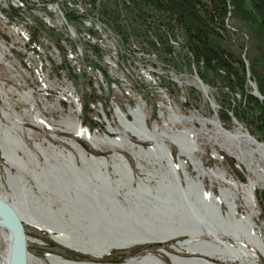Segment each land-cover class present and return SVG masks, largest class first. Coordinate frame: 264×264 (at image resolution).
<instances>
[{"label": "rangeland", "instance_id": "1", "mask_svg": "<svg viewBox=\"0 0 264 264\" xmlns=\"http://www.w3.org/2000/svg\"><path fill=\"white\" fill-rule=\"evenodd\" d=\"M168 4L164 0H0V48L5 54L4 59H0V118L6 120L3 115L5 109L12 119L23 123L24 131L19 132L32 151L39 154L41 161L43 158L35 141L40 142L46 152L52 149L61 153L73 151V156L65 153L79 165L82 164L81 155L63 138L77 139V120L93 135L118 137V132L111 129L122 127L115 113L116 104L130 120H134L129 106L136 108L138 103L145 102L148 126L154 129L158 123L159 130L165 125L164 117L166 119L170 113L166 105L186 116L192 110L207 117L217 115L230 130L237 126L233 119L235 116L259 142L264 143V99L260 97L264 94L258 87L260 77L264 83V58L255 67L257 74L251 65L252 59L261 55L258 42L252 38L257 27L252 17L255 14L259 17L253 1L245 0L244 11H237L230 4L224 20L204 4L197 7L206 8L212 14L213 22L207 20L208 27L214 30L210 38L232 52L230 66L218 63L214 57L208 62L204 53L198 55L184 25L179 22L177 10ZM198 78L207 86V91L198 85ZM255 84L260 94L255 90ZM68 86L73 92L67 91ZM30 89L34 90L42 114L54 119L49 122L56 129L49 130L32 123L34 110L18 93ZM46 104L52 105L46 107ZM161 111L164 117L160 115ZM193 123L185 121L184 126L190 127ZM28 124L33 127L30 131L27 130ZM194 124L205 166L224 169L229 176L242 182L247 183L249 178L256 180L254 200L264 220V147H252L242 142V151H239L224 137L211 136L198 121ZM175 126L182 127L179 123ZM208 127L212 128V125ZM81 139L86 155L105 156L110 161L116 152L122 153L128 158L136 176L145 175L137 168L136 158L129 151L104 143H96V147L91 140ZM132 140L138 139L132 136ZM168 143L175 159H187L176 144L170 140ZM1 144L0 139V175L6 183ZM141 145L147 149L151 142ZM234 152L240 154L236 156ZM187 161L190 172L197 174L189 159ZM111 163L113 161L108 168L115 176ZM204 185L207 189L213 187L219 194V184L209 176L204 178ZM9 192L0 186V193L8 195ZM51 200L54 208L61 206L54 195ZM239 205V214L245 213L243 198ZM222 207L225 212L226 205ZM25 224L28 250L44 264H51L50 254L77 262L93 260L94 263L121 264L148 252L161 256L157 258L166 264H173L160 249L175 251L173 244L189 239L183 235L167 243L112 249L105 256L94 258L90 254L72 252L45 229L28 222ZM229 240L233 243L232 238ZM8 248L9 241L0 229V254L8 256ZM179 254L191 255L186 250ZM257 255V263L264 264V256L259 250ZM221 263L240 264L237 261Z\"/></svg>", "mask_w": 264, "mask_h": 264}, {"label": "bare ground", "instance_id": "2", "mask_svg": "<svg viewBox=\"0 0 264 264\" xmlns=\"http://www.w3.org/2000/svg\"><path fill=\"white\" fill-rule=\"evenodd\" d=\"M4 51L0 48V59H4ZM198 85L204 89L205 91L208 90L207 86L202 84L198 81ZM70 85V84H69ZM71 86V85H70ZM67 91L73 92V89L68 86ZM20 97L28 102L31 106V109L34 110L33 114L34 117L32 119V123L35 125H41L46 127L49 130L56 129L50 120L54 121L53 118H48L42 114L41 109L38 107V101L34 97V90H26L24 92H18ZM4 94L8 96V94L4 91ZM62 97V96H61ZM208 97V96H207ZM73 100H77L75 96L71 97ZM6 101V100H5ZM52 104H46V107H51ZM165 105V104H162ZM145 102H141L137 104L136 108H132L129 106V111L133 113L134 120H130L127 116V113L119 106L118 104L115 105V113L116 116L119 118L122 127L121 128H114L111 127L115 132H118V137H110L108 134L104 136H98L97 134H92L90 130H86L82 127L80 120H77L78 124L76 125L75 132L77 139L70 140L68 138H63L66 141H69L75 149L78 151L80 155L86 157L84 153V144L81 143L82 139L91 140L95 143L97 147L99 143L109 144L111 147H120L132 153L136 161L144 167L145 171H151V167L153 166L154 169H157L158 166H161V171H164L170 165V169L175 173L177 182L182 184L183 188L186 189L188 192L193 190V184H202L204 183V178L209 176L211 180L217 182L219 184V194L214 191V188L211 187L204 191L203 200L208 205V208L211 210H218L223 208L222 205H226V216L230 221L236 220L241 223V227L236 231V233L231 234L233 243L226 242L220 234H218V229H209L207 230L204 227L200 231H194L189 233L192 240L188 242L180 241V244H173L172 248L175 250H170L166 248H161L160 252L167 255L173 264H222L223 261H237L240 264H258L257 263V250L264 256V220L260 217V212L255 204L254 200V189L256 188V180L249 178V181L242 182L234 178L233 176H229L227 171L220 168H212L205 166L203 162L200 152H202V148L200 144H197V138L195 132L197 131L195 122L198 121L202 124V129H206V132L213 135L214 137L222 136L226 139L227 142L230 144H234L238 147L239 151H242L241 144L242 142L247 143L250 146H257V147H264V143L259 142L251 133L250 131L243 126L241 123H236L237 125L233 130H230L224 126L221 122L219 117L215 115L214 117H207L203 114L199 113L197 110H192L190 115L186 116L183 114H178L172 111V108L169 105H166L167 109L170 110L169 116L165 119L163 111H161V116L164 117V127L161 130H158L159 124L156 123L154 126V130L148 126V122L146 119V115L144 112ZM216 107V106H214ZM3 115L6 118H0V139H1V146H2V153L3 158L5 159L4 169L7 173L6 175V183L2 181V176L0 175V182L1 186L4 187L6 190H9V194L0 193V196L10 202L9 196L16 197V203H19L18 198L23 196L22 193V185L25 184L24 180H21V170L18 169V162H24L23 154L22 153H31V156H36V152L32 151V149L28 146L27 142L23 138L22 133L24 127L23 123L20 122L18 119H12L10 112L3 110ZM185 121H190L192 126L186 127L184 126ZM64 123V122H63ZM181 124L182 127L175 126L176 124ZM65 124V123H64ZM67 124H69L67 122ZM172 124L173 126H170ZM70 125V124H69ZM212 125V128L208 126ZM26 126V125H25ZM32 126L28 124L27 130H32ZM68 128V127H67ZM85 129V130H84ZM199 130V129H198ZM201 130V129H200ZM11 132H14L11 134ZM54 135V134H53ZM185 135L186 140L183 139ZM132 136L137 137V141L132 140ZM164 137H168L174 144H176L180 148L181 154L187 156V159H182L178 157L175 159L173 153L170 149H167L166 144L169 146V140H164ZM150 141L151 145L146 148L142 146L143 142ZM170 141V142H171ZM98 143V144H96ZM186 143V144H185ZM82 144V147L80 146ZM35 146L37 149H41L44 151L40 142L35 141ZM137 147H143L144 151L140 152L136 149ZM254 149V148H253ZM116 150V149H115ZM166 150H169L172 159L170 160L169 157L166 156ZM69 152V150L65 151ZM73 156V151L70 150L69 152ZM119 152H116L113 159V164L118 168L119 167V158L117 155ZM69 154V155H70ZM122 154V153H121ZM240 152H234V155H239ZM94 156V154H91ZM148 155V156H147ZM157 156L159 165L155 163L153 160V156ZM165 155V156H164ZM148 157L147 165L143 162H140L139 159L141 157ZM33 157V156H32ZM95 157V156H94ZM89 157H86L87 161ZM166 160H165V159ZM192 164L194 171H197V175H193L190 170L188 169V160ZM154 169H152V173H157ZM125 172V171H124ZM153 174V175H154ZM159 174V173H158ZM154 179L157 177L149 176ZM174 181V179H172ZM172 181L169 184H172ZM191 183V184H190ZM33 183H30V187H32ZM8 186V189H7ZM205 186V185H204ZM187 187V188H186ZM16 191V192H15ZM21 192V193H20ZM51 191H48L47 195L48 199L53 198V194L50 197ZM18 193V194H17ZM190 193V192H189ZM60 195V194H59ZM58 198V197H57ZM243 198V201L246 203L245 213L239 214V202ZM96 199V198H95ZM100 199V198H99ZM62 200V198H61ZM101 200V199H100ZM133 201V200H132ZM140 202L143 203V199H140ZM11 203V202H10ZM16 205L15 202H13ZM102 203V202H101ZM100 203V204H101ZM12 204V203H11ZM105 199L103 201V207L105 211ZM92 207L96 213L93 217V222H95V218H99L101 214V209L97 208L96 201L92 202ZM87 211V210H86ZM85 211V212H86ZM83 213L81 216H87L90 220V213ZM44 218V219H43ZM87 218V219H88ZM0 229L4 232L5 237L9 241V245L12 241V236H10V232L5 234L6 232V222L3 218L0 217ZM92 221V220H91ZM29 224L35 226L36 228L45 229L49 233H51L53 239H55L60 244L64 245L65 247L69 248L72 252L76 251L78 254L87 255L90 254L94 258H101L106 254L110 253L112 249H122L127 248L133 245L145 244V243H167L175 238L182 237V234L172 233L167 237L160 240H152V241H141L135 242L127 245H117L114 247H102L99 248L98 246L92 244H82L80 245L74 244V233L67 226L66 223H60L55 221L53 218H46L42 217L41 220H38V216H34L33 218H29L26 220ZM48 222H52L53 224H49ZM57 222V223H56ZM247 223V224H245ZM92 224V222L90 223ZM84 226V224H83ZM90 225L86 226L89 227ZM203 226V225H202ZM240 226V225H239ZM26 229V224H25ZM85 227V226H84ZM8 229V228H7ZM215 230V231H214ZM74 231V229H73ZM80 234H82L83 229L78 228ZM212 231V232H211ZM26 233V231H25ZM208 234L211 237L205 239L203 235ZM27 235V234H26ZM185 236V235H184ZM207 240L211 244H215L217 246V250H213L207 252V254L202 252H197L193 246L194 242ZM219 240L221 243H218ZM222 243H225L223 245ZM205 246V245H201ZM182 250H186L188 253H191L190 256H182L179 254ZM11 248H8V256H4L0 254V264H8L10 263L11 257ZM27 252H28V264H44L42 259L38 258L37 256L33 255L28 250V241H27ZM143 257L149 258H161V256L153 253L148 252L141 256L132 257L129 260L121 263H127L131 260H140ZM48 259L51 264H69L67 261H71V259L65 258L63 256H59L56 254L48 255ZM92 262H94L92 260Z\"/></svg>", "mask_w": 264, "mask_h": 264}, {"label": "flooded vegetation", "instance_id": "3", "mask_svg": "<svg viewBox=\"0 0 264 264\" xmlns=\"http://www.w3.org/2000/svg\"><path fill=\"white\" fill-rule=\"evenodd\" d=\"M157 128L159 130V127ZM151 130L154 129L151 128ZM163 139L170 140L168 137H164ZM183 139L186 140L185 135L183 136ZM166 146L167 149H170L172 152L170 145L168 146L166 144ZM38 150L40 151L43 161L40 160L39 154L37 153L36 156L32 155L33 157L30 152L22 153L24 162H18L17 165L18 169L22 172L20 178L25 181V184L21 187L23 196L21 197L20 194V197L18 198L19 203H16V197L12 196L8 199L13 205V202L16 203L14 206L18 209L24 224L26 220H29V218H33L36 215L39 217L44 216L46 218L51 217L55 221L66 223L67 226L69 225V228H71V231L74 234H78L80 233L79 231H76L78 228L83 229L88 225L91 226V222L92 224L95 223L93 222V217L96 213L92 207V202L96 201L97 208L101 209L102 212L99 217L102 222H105L106 220L110 221V217L115 215L116 210L114 209L115 206L113 205V202L103 196L106 195L107 191L119 194V199L124 207H135L137 205L142 206L147 204L146 202H149L150 206L155 207L156 204H160L159 199L165 195L171 186H175L177 188L180 187V189H182L181 192H184H180V198L183 199V210L189 213L192 220L201 224L206 218H215L217 221L221 219L220 215L209 209L208 205L203 200L202 196L204 191H206L204 183L202 190H198V185L194 183V188L192 191H189V193L183 188L182 184H178L177 179H175L177 178L175 173L169 168L171 165L164 171H161V166H158L159 163L155 160H158L159 157L157 158L155 155L152 158L158 166L157 169H154L152 166L151 171H145V166L142 167L137 161L136 166L142 174H145L144 176H136L133 171L132 177H127L120 173H114L115 176H113L111 173L107 178H105L100 177V174H96L90 169L89 160L84 161L86 160V157H90L88 155H86V157L81 155L82 164L79 165L76 162L77 165H75L72 156L66 154L65 152L61 153L55 149H52L51 152L42 151L41 149ZM147 156L141 157L139 161L147 165ZM112 164L113 163H111V165ZM152 169H154L157 173H152ZM79 171H82L83 173H80ZM153 174L157 177L156 179L149 177L154 176ZM80 175H83V178H81ZM172 179H174V181H172ZM171 181L172 184H169ZM30 183H33L32 187H30ZM48 191H51V194L54 193L55 197H58V192L65 196L60 202V207L54 208L52 206V198L48 199L47 195L43 194H47ZM182 195L184 197H181ZM104 199L105 211L103 207ZM140 199H143V203L140 202ZM193 209L196 211H193ZM85 211L87 213L89 211L92 221L85 216V214L84 216H81L82 212L84 213ZM221 211L224 216L223 219L225 220V225H223V227H217L218 234H220L226 242L232 243L229 240V238H232L230 235L236 233L239 227L243 224L241 225V223L236 220L230 221L227 217H225L226 213L223 208H221ZM5 232L8 235L9 232L7 229ZM186 235L189 239H193L190 237V234ZM203 236H206L207 238L211 237L208 234ZM218 243L221 242L219 241ZM222 244L225 245V243ZM194 248L197 252L205 254L218 249L214 242L212 246L205 245L199 248Z\"/></svg>", "mask_w": 264, "mask_h": 264}, {"label": "water", "instance_id": "4", "mask_svg": "<svg viewBox=\"0 0 264 264\" xmlns=\"http://www.w3.org/2000/svg\"><path fill=\"white\" fill-rule=\"evenodd\" d=\"M198 79L202 84H204L200 78ZM254 87L255 90L260 94L256 84ZM260 97L264 99L263 95ZM233 119L237 124L240 123L235 116H233ZM138 149L140 152L144 151L143 147H139ZM168 151L169 150H166V156L171 160L172 156L170 152L168 153ZM118 154L119 156L117 155V157L119 158V167L117 168L114 164H112L114 169L113 173H120L124 174V176L132 177L133 169L128 158L123 154ZM114 155L111 156L110 161H113ZM88 160L90 169L96 174H100V177L107 178L112 173L108 168L110 161L107 157L90 156ZM73 162L75 165H77L76 161ZM121 165L123 167H120ZM79 172L83 173L82 171ZM80 177L83 178V175H80ZM197 189L202 190L203 185L198 184ZM181 190L182 189H180V187L177 188L175 186H171L165 195L159 199L160 204H156L155 207L150 206L149 202H146L147 204L142 206L137 205L135 207H124L121 200L119 199V194H116V192L107 191L106 195L103 196L113 202V205L115 206L114 209L116 210L115 215L110 217V221L106 220L105 222H102L100 217L98 219L95 218V223L91 224L89 227L83 228L84 232H82V234H74V240L72 241H74V244L80 245V247L82 244H92L98 246L99 248H110L117 245H127L141 241L146 242L160 240V238L163 239L172 233L186 235L194 231H200L202 229L201 227L209 230L218 229L217 227H223V225H225L221 208L218 210V212L217 210H213L216 214L220 215L221 219L218 221L215 218H206L201 224H199L195 220H192L189 216V213L183 210V199L180 198ZM57 195L60 202L61 198L63 199L65 197L61 195L60 192H58ZM181 197L184 196L182 195ZM193 211L196 210L193 209ZM0 217L5 220L7 226L6 229L8 228L7 231H9L10 236H12V241L9 245L11 248V257L9 261L10 263L8 264H28L27 236L24 227L25 224L18 212V209L1 196ZM41 218L42 217L38 216L39 221ZM48 223L53 224L52 222ZM189 240H186L185 242L189 243ZM206 241L207 240L197 241L194 242L193 245L196 248L201 247V245L212 246L211 243ZM67 262L69 264H102L86 261ZM124 264L166 263L159 258L143 257L140 260H131Z\"/></svg>", "mask_w": 264, "mask_h": 264}, {"label": "trees", "instance_id": "5", "mask_svg": "<svg viewBox=\"0 0 264 264\" xmlns=\"http://www.w3.org/2000/svg\"><path fill=\"white\" fill-rule=\"evenodd\" d=\"M158 1V0H153ZM168 1V5L171 9L177 10L178 19L181 24L184 25L185 30L189 36L190 43L194 45V48L197 49L198 55L204 53L208 62L214 59L221 64L229 65V56L232 55V52L227 48L212 42L210 34L213 33V29L208 27V21L213 22L212 14L209 13L208 9L197 8L200 4L212 8L214 11L221 16V19L224 20V17L227 14L228 6L230 4L234 5V9L237 11H244L243 4L245 0H207L203 2L202 0H164ZM257 14L253 15V19L257 23V27L254 29L252 38L256 39L258 42V47L260 54L257 58L252 59L251 65L257 74L255 67L259 64V61H263L264 58V0H252ZM215 12V13H216ZM215 15V14H213ZM209 16V17H208ZM219 33V32H218ZM239 61H242L239 59ZM260 77V76H259ZM258 77L256 76V79ZM263 78L260 77V82H258L259 90L264 94V83ZM237 116V115H236Z\"/></svg>", "mask_w": 264, "mask_h": 264}]
</instances>
